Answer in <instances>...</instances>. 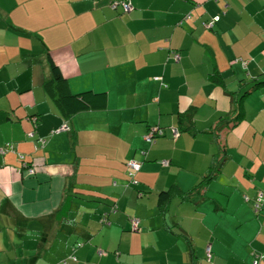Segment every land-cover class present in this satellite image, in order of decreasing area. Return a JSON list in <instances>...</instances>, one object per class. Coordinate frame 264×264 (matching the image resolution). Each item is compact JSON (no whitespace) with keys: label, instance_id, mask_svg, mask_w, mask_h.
<instances>
[{"label":"crops","instance_id":"1","mask_svg":"<svg viewBox=\"0 0 264 264\" xmlns=\"http://www.w3.org/2000/svg\"><path fill=\"white\" fill-rule=\"evenodd\" d=\"M112 1L0 0V264H264V86L245 94L264 78V0ZM49 55L106 107L63 118L43 85ZM155 126L165 135L149 144ZM217 154L204 196L160 205Z\"/></svg>","mask_w":264,"mask_h":264},{"label":"trees","instance_id":"2","mask_svg":"<svg viewBox=\"0 0 264 264\" xmlns=\"http://www.w3.org/2000/svg\"><path fill=\"white\" fill-rule=\"evenodd\" d=\"M123 11H124V9H123ZM48 59H49V65H50V70H51V76L44 81L43 85H44V88H45L46 92L48 93V95L52 98V100L57 105L58 111L63 118L68 119L71 116H73L74 114L81 112V111L92 110V109H103L106 107V105H107V94H106V92H104V91L98 92V91H94V90H84L81 92H73L70 88L69 83H68V79L63 74L60 66L54 61V59L50 55L48 56ZM221 75H222L221 72L217 71L213 75V79L220 82L223 80ZM250 84H251V86L248 89L249 91L247 90L245 92V94L251 92L252 90H254L256 88H260V87L264 86V78L255 79ZM34 119H36V118L34 117ZM57 129L53 130L51 133L52 134H58V133L63 131V130H59L60 128L58 130ZM32 134L33 135L31 137L34 136V132H32ZM164 135H165V132L163 134H157L155 137H153V139L151 141L146 140L145 139L146 135H145L144 139L146 142L151 144V143H154L158 138H160ZM173 137H174V135H173ZM41 140L44 141V143H45L46 137L41 138ZM11 145H13V144H11ZM14 149H15V147L13 145V149H11V150H14ZM221 149H224V147H222ZM142 153L146 154V151H142ZM24 158H25L24 160H26L25 155H24ZM19 159L22 163V168H23L22 171H27V168L23 167V159L20 158V156H19ZM226 159L227 158L225 156L220 157V155L217 154L215 157V160L213 161V163L211 165V171L206 176H204V179L202 180L201 183H199L195 188H193L189 192H183L177 186H172L168 190H162L159 194L160 205L162 206V205L166 204L173 196H176V195L180 196V198L182 200L188 199V200H191L193 202H197L198 199H200L202 196L205 195V191L209 188L211 181L214 179L213 177H215V175L218 172H220L222 164L225 163ZM26 161L28 162V167H30V168L32 167V168L36 169L33 162L28 161V160H26ZM132 161L139 162L140 168H141V162L136 160V159H132L128 162V169H127V173H126L127 184H129L131 186H137L139 182L136 178V174L140 169L138 171H135L134 174H132V170L130 168V162H132ZM134 180H137L136 184L134 183ZM92 195L94 197H96V199L99 201H103L105 199L103 196H97L94 194H92ZM259 197H261L260 200H259ZM259 197L255 201V208L257 209V211L260 210V208H261L263 195H259ZM117 211H118V209H117L116 205H112V208L109 212H105L102 214V216L100 218L101 224L105 225V224L109 223L110 222V218H109L110 215L112 213L117 212ZM134 218H137V217H131V219H130L131 231L137 232L140 230V222H139L138 228L133 229L132 228V220ZM80 244L81 243H79L78 245H80ZM70 259L75 260L74 257H72ZM68 261H69V259H64L61 262L66 264V263H68Z\"/></svg>","mask_w":264,"mask_h":264},{"label":"built area","instance_id":"3","mask_svg":"<svg viewBox=\"0 0 264 264\" xmlns=\"http://www.w3.org/2000/svg\"><path fill=\"white\" fill-rule=\"evenodd\" d=\"M123 7L124 11L125 12H128L130 11L133 6L130 2L128 1H125V0H113L111 2V7L114 8V9H117L118 7ZM219 17H216L214 20L217 21ZM211 25V24H210ZM175 59L176 60H179L180 59V54L179 53H176L175 54ZM64 128H67V126H64V127H61L59 130H63ZM173 131V135L174 137H177L179 136L180 134V129L179 128H173L172 129ZM164 133V130L159 127V126H155L153 127L145 136V139L148 140V141H151L153 139V137H155L157 134H163ZM33 134L31 133L30 136H32ZM13 149V145L11 144H7L6 146H4V148H2V152H5L6 150H11ZM20 158L23 159V167H26L27 168V171L30 173V174H33L36 172V169L34 168H30L28 167V162L26 160H24V155L23 154H19ZM167 163V162H165ZM130 168L132 170V174H134L135 171H138L140 169V163L137 162V161H132L130 162ZM134 183L136 184L137 183V180H134ZM261 199V197H259V200ZM139 219L138 218H134L132 220V228L133 229H137L138 226H139ZM207 256L209 258H211V248L208 247L207 248ZM257 258L254 260V264H258L260 262V259L261 257L259 256H256Z\"/></svg>","mask_w":264,"mask_h":264},{"label":"rangeland","instance_id":"4","mask_svg":"<svg viewBox=\"0 0 264 264\" xmlns=\"http://www.w3.org/2000/svg\"><path fill=\"white\" fill-rule=\"evenodd\" d=\"M254 208H255V203H254Z\"/></svg>","mask_w":264,"mask_h":264}]
</instances>
